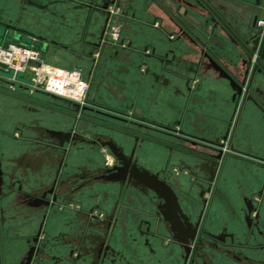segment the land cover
I'll list each match as a JSON object with an SVG mask.
<instances>
[{"label":"crops","instance_id":"crops-1","mask_svg":"<svg viewBox=\"0 0 264 264\" xmlns=\"http://www.w3.org/2000/svg\"><path fill=\"white\" fill-rule=\"evenodd\" d=\"M191 1L179 0L182 6L176 3L175 7L167 0L164 17H154L151 7L146 19L124 11V28L130 30L126 27L130 22L134 27L123 37L127 45L121 50L138 62H128L119 71L124 73V82L137 78L138 85L133 93L134 121L124 110L102 103L115 113L109 115L123 122L120 129L105 128V135L112 137L102 135L94 142L89 140L91 134L85 133L79 138L77 129H69L68 122H63L60 111H46V106L36 101L35 107H30L29 98L20 92L29 90L23 87L30 82L26 75L16 79L0 75V264L27 262L31 237L26 232L31 228L15 223L19 212L39 216L36 233L42 232V242L35 264H184L180 255L183 247L168 235L172 229L163 211L161 218L149 207L158 201L150 189L126 185L121 179H101L107 168L83 181L73 175L82 166H104L114 158L102 144L106 141L134 158L142 169L160 175L178 195L183 192L186 199L200 201L201 209L203 198L209 199L201 241L211 237L227 248L220 251L215 264H264V232L253 233L247 219L253 203L263 219L264 231V72L253 78L255 61L243 64L245 51L211 11L213 21L205 30L202 19L189 15V9L198 10L199 6ZM196 1L204 5L202 0ZM206 1L214 9L220 1V7L232 12L229 20L225 12L216 9L245 40L251 39L255 20L258 26L259 19H264V11L257 15L254 10L263 0ZM46 8V0H0V28L13 29L21 42H26L22 41L24 36L44 40L36 24L45 21ZM8 35L0 38V45ZM92 43L102 48L103 43ZM41 45L46 57L49 45ZM142 56L150 57V63L140 62ZM210 57L239 83L249 69L241 96ZM133 70L135 77L126 74ZM62 133H70L71 138L62 139ZM195 148H213L217 155L211 161L199 156ZM146 150L150 155L149 159L144 156L145 161L142 153ZM163 152H167L165 160ZM168 169H175L181 180L175 183ZM208 181L211 189L205 187ZM31 183L43 188L31 189ZM54 185L55 204L44 202L30 209L26 202L39 200ZM48 198L53 201L54 196ZM182 207L189 218L192 208ZM147 224L152 233L145 236L142 231ZM224 233L228 236L222 242L219 238ZM104 239L109 248L100 260L98 252ZM189 264H199L195 255Z\"/></svg>","mask_w":264,"mask_h":264},{"label":"rangeland","instance_id":"rangeland-1","mask_svg":"<svg viewBox=\"0 0 264 264\" xmlns=\"http://www.w3.org/2000/svg\"><path fill=\"white\" fill-rule=\"evenodd\" d=\"M167 1V0H166ZM165 0H46L47 8H46V18L43 22L42 20L36 25L40 28V30L44 33H38L41 37L45 39L39 40L38 45L42 46V43L48 42L49 50H47V54L45 57V62L49 65L65 67L68 69H79L83 72L85 77H92L91 79V89L90 94L88 95V106L85 107H76L71 102L61 99L59 97H55L49 94H46L40 90H35L30 83H24L23 87L29 89L28 91H20L24 96L28 97L30 100V107H35L36 104H44L46 106V111L53 110V112L60 111L62 113L63 122H68V128L77 129V134L79 138H83L85 133L91 134L89 135V140L93 141L99 138V136L112 137V135H105V128H116L120 129L119 126L123 125V122L116 120L114 116L109 114L113 113L108 111L104 107L102 103H106V105H110L113 107H118L122 111L124 110L127 113V117L131 121L134 116V94L137 92L138 81L136 79L130 78L126 82L121 78L124 73L123 71H119L120 67L130 62L131 64L138 62V58L126 54L121 47H125L127 43L124 42L123 37L128 35L129 32L133 31V25L127 23L126 27L130 28L125 29V22L123 18L124 11L136 13L137 16L146 19L148 17L147 8H153L154 12L151 13L154 17L156 16H165L166 10L163 9L165 5ZM178 1V2H177ZM116 2V3H115ZM173 6L176 7L177 4L181 5L179 0H172ZM171 2V3H172ZM264 2V0H263ZM177 3V4H176ZM191 3L198 4L196 6L198 10L189 9V15L194 18H199L203 20V28L207 30L210 26L212 15L210 14V9L204 7V5L199 4L196 0H192ZM76 5H79L77 7ZM107 5V8L104 6ZM191 5V4H190ZM218 11L221 10L222 13H226V17L230 20L232 17V12L225 11L224 8L220 7V1L216 2ZM170 6V5H169ZM147 9V11L145 10ZM113 10L115 12L116 20H118L120 26L119 37L116 40L114 36H110L105 39L106 42H103L104 33L106 30V25L108 22V17L110 11ZM224 10V11H223ZM255 14H261L264 11V3L259 4ZM151 12V11H150ZM167 13V12H166ZM220 14V13H219ZM90 15V16H89ZM90 18H89V17ZM88 17V18H87ZM213 21V20H212ZM233 22V20L231 21ZM201 28L202 30H204ZM3 29V27H2ZM199 30V29H198ZM204 30V31H205ZM1 31V28H0ZM258 33V31H254ZM205 33V32H204ZM203 33V34H204ZM61 38V39H56ZM20 37L14 36V33L8 35L7 40L10 42H14L15 40H19ZM206 39V38H205ZM58 40V41H57ZM22 41H26V43H30L32 40L29 37H22ZM93 42L103 43L101 49L96 47ZM54 43H67V47L63 45H54ZM69 43V44H68ZM1 44V40H0ZM210 53V49H205ZM197 49H193V52L197 53ZM247 58V55L244 56ZM207 62H210L206 57ZM151 58L147 56H142L140 62L150 63ZM212 63V62H211ZM112 67V68H111ZM109 68L113 70H109ZM128 74L130 77H135L137 72L135 70L129 71ZM0 75L9 76L8 74L0 71ZM136 89V90H135ZM92 98H94L92 100ZM96 98V99H95ZM34 101V103H33ZM100 103H99V102ZM96 102V103H94ZM125 113H123L125 115ZM115 114V113H113ZM120 116V115H119ZM121 117V116H120ZM107 132V131H106ZM51 138L46 136V140L49 141ZM51 141V140H50ZM133 141V140H132ZM81 143V140L80 142ZM183 142L178 141L177 144L182 145ZM33 144V143H29ZM187 145L186 143H183ZM183 145V146H184ZM189 145V144H188ZM34 146V145H33ZM174 146V145H173ZM228 146V145H227ZM32 147V145H31ZM217 149L218 147H214ZM148 149V148H147ZM164 149V148H163ZM199 149L196 153H199V156H204L208 160H213L214 156L217 155L215 149L210 148H195ZM110 151V150H109ZM147 151V150H146ZM196 151V150H195ZM166 153L164 154V160L166 159ZM149 150L146 153H142L143 160L146 161L147 156H149ZM177 154V152H176ZM144 156L146 158H144ZM149 159V158H147ZM163 160V161H164ZM106 161V160H105ZM162 166V165H161ZM107 163L95 166L93 168H86L84 166L80 167V169L73 172V175L76 176L79 180L83 181V179L91 178V175H97L100 171H106ZM102 169V170H101ZM214 170V164L211 165V175ZM168 172L173 174V179L175 183L179 182L181 178L179 175H176L177 171L175 169H168ZM211 177V176H210ZM82 178V179H80ZM36 181V180H35ZM174 183V184H175ZM210 181L206 183V188H210ZM188 185V184H187ZM186 185V186H187ZM190 186V185H188ZM187 186V187H188ZM31 189L40 191L43 188V185H38V183H31ZM15 189V188H14ZM183 193V192H182ZM180 193L181 203L185 208L191 207L193 212L190 213V219L193 223H196L198 217L201 213L200 201L197 199L188 200L185 195ZM157 201V204H159ZM39 200L29 199L26 204L29 205L30 209L34 207H38ZM190 205V206H189ZM155 209V212H159L158 206L149 205ZM42 208V206H41ZM27 211V210H26ZM191 211V209H190ZM186 213V211H185ZM212 218L209 219V222ZM39 221V216H28L19 212V215L15 217V223H25V227H30L28 230L30 237H32L37 230V224ZM221 229L216 231V234L219 235ZM168 235L172 237V233L169 231ZM220 243H217L212 240L211 237H203L202 241L199 244V247L196 248L194 255L196 256L199 264H215L219 259V254L221 250H227L225 247H221ZM180 255L185 258V251L180 250ZM20 261V260H19ZM25 262V261H24ZM190 263V262H189ZM219 263V262H218ZM185 264V262H184Z\"/></svg>","mask_w":264,"mask_h":264},{"label":"water","instance_id":"water-1","mask_svg":"<svg viewBox=\"0 0 264 264\" xmlns=\"http://www.w3.org/2000/svg\"><path fill=\"white\" fill-rule=\"evenodd\" d=\"M204 5L210 9V11L217 17V19L220 21L221 25L228 31L231 38L241 46V48L245 51L247 58L244 59L243 64L245 65H251L253 60L254 68H253V75L252 77L256 75L258 72H264V40L263 42H260V36L263 34V30L259 31V37H257L255 40L250 41L243 39L230 25L228 22H226L221 15L217 12L216 9L206 0H202ZM106 6L105 8H107ZM257 27V20L254 22V26ZM11 35L13 33V29L9 30L7 27L3 26V29L1 28L0 31V38L3 37L5 34ZM14 36L18 37V35ZM9 40H6L3 45L7 46L9 44ZM48 42H45L44 47L47 48ZM211 58V57H210ZM213 66L221 71L226 77H228L233 84L237 87L238 93L241 96L243 94V86L246 84L247 77L249 74V69L245 72L246 76L243 82L239 83L235 78H233L219 63H217L214 59H210ZM10 77H13V73L8 74ZM25 73H18L17 77H25ZM252 78V81H253ZM251 97V95H250ZM87 108V107H85ZM56 134H59L56 132ZM69 137L71 138L70 133H62V139L63 137ZM62 144H64V140H62ZM104 146L109 147L111 152L116 156L117 159L121 160L122 165L115 168L116 172L111 173L108 175H104L103 178L106 179H114L117 178V176L122 175L124 178L128 177L134 178L139 183L143 184L145 187L151 189L156 193V195L164 200L166 211L163 212L165 218L171 225L173 232H174V238L176 241L180 242L181 245L185 248L186 256H185V263L188 261L189 257L191 256L192 250H193V243L197 241L199 237V229H200V221L196 223L194 226L193 223L189 220V218L185 214H179V211L181 213L180 205L177 199L176 192L174 189L163 179L159 177L158 174H153L147 170H144L140 168L136 163L132 162V159L127 158L124 153L115 145L114 143L110 141L102 142ZM224 146V144H222ZM2 170L0 168V185L3 183V177H2ZM53 192V191H52ZM184 221L182 220V218ZM36 252V247H32L30 255L27 259V264H32L34 255Z\"/></svg>","mask_w":264,"mask_h":264},{"label":"built area","instance_id":"built-area-1","mask_svg":"<svg viewBox=\"0 0 264 264\" xmlns=\"http://www.w3.org/2000/svg\"><path fill=\"white\" fill-rule=\"evenodd\" d=\"M115 12L110 11L103 40L108 34L119 37L120 26ZM258 26H264V19H259ZM0 71L13 73L10 79H16L18 73H25L29 85L35 90L67 100L79 107H87L91 89V78L85 77L79 69H68L49 65L45 62L43 49L34 38L30 43L15 40L7 46L0 45Z\"/></svg>","mask_w":264,"mask_h":264},{"label":"flooded vegetation","instance_id":"flooded-vegetation-1","mask_svg":"<svg viewBox=\"0 0 264 264\" xmlns=\"http://www.w3.org/2000/svg\"><path fill=\"white\" fill-rule=\"evenodd\" d=\"M254 28V30L255 31H258V33H252V36H251V39H250V41H253V40H255L257 37H259L260 35H259V31L260 30H263V34L260 36V42H263V40H264V29H262V28H259L258 26L255 28V27H253ZM73 104V103H72ZM74 106H76V107H79L78 105H76V104H73ZM96 140H94V142H95ZM223 144H225V140L223 141ZM224 147H225V145H224ZM125 155V154H124ZM126 156V155H125ZM113 159H111V160H107V171H106V173H103L102 175H100L99 177L102 179L103 178V176L104 175H108V174H111V173H115L116 172V170H115V168L116 167H118V166H121L122 165V162H121V160H119V159H117L116 158V156L113 154ZM127 158H130V159H132V162L133 163H136L137 165H138V163H137V161L134 159V158H131V157H129V156H126ZM139 166V165H138ZM140 167V166H139ZM141 168V167H140ZM159 177L161 178V179H163L160 175H159ZM103 179H106V178H103ZM114 179H121V181L124 183V184H126V185H128V184H132L133 186H137L138 188H141V189H145L146 191H149V188H147V187H145L143 184H141V183H139L137 180H135L134 178H129V176L128 177H126V178H124L122 175H119V176H117V178H114ZM114 179H112V180H114ZM164 180V179H163ZM165 181V180H164ZM170 185V184H169ZM171 186V185H170ZM172 187V186H171ZM173 188V187H172ZM212 187H210V189H211ZM209 189V188H208ZM53 191V192H52ZM150 191L154 194V197L156 196V197H158L157 195H156V193L154 192V191H152L151 189H150ZM149 191V192H150ZM55 185L54 186H52L47 192H45L43 195H42V197H39V202L40 203H48V205L50 206V205H52L55 201H56V197H55ZM205 191L203 192V197H205ZM49 195H53L54 196V199H53V201L52 200H49V198H48V196ZM176 195H177V199H178V202H179V205H180V209H181V213H180V211H179V214L181 215L182 213L183 214H185V210H184V208L182 207L183 206V204L181 203V197H180V195H178V193H176ZM155 197V200H160L159 201V204H156L159 208H158V210H159V215L158 216H160L161 218H163V216H162V211L164 212V211H166V207H165V202H164V200H162L161 198H159L158 197V199ZM50 201V202H49ZM55 204V203H54ZM209 204H210V201H209V199L208 198H203V200H202V210H201V213H200V215H199V217H198V220H197V222L198 221H200V229H199V237H198V239H197V241L196 242H194L192 245H193V250H192V253H191V256L189 257V259H188V261L185 263V264H189V262H191V259H192V257H193V255H194V252H195V250H196V248L197 247H199V244H200V242H201V234H202V229H201V224H202V222L204 221V217H205V214H206V212L208 211V209H209ZM186 215V214H185ZM187 216V215H186ZM181 218H182V216H181ZM248 224H249V226H250V228H251V230L253 231V233H263L264 231H262V229H261V227L263 226V219H262V217L260 216V213H259V211H258V208H257V206H255L253 203H251L250 204V213H249V215H248ZM182 220L184 221V219L182 218ZM189 220L191 221V219H190V217H189ZM148 222V221H147ZM192 222V221H191ZM196 222V223H197ZM149 223V222H148ZM193 223V222H192ZM196 223H193V225L195 226L196 225ZM170 225V224H169ZM147 228L146 229H144L142 232H143V235H149V234H151L152 233V229H151V226L149 225V224H147V226H146ZM170 227H171V225H170ZM171 229H172V227H171ZM172 233H173V236H172V238H174V232H173V229H172ZM226 233H224V234H222L221 235V237L219 238V240L220 241H222V242H224V241H226L227 240V234L225 235ZM41 236H42V232H40V233H36V234H34L31 238H30V243H31V249H32V247H36V252H35V255H34V258H33V261H32V264H35V261H36V257H37V253H38V250L40 249V247H39V245H40V243L42 242L41 241ZM174 241L176 242V240H175V238H174ZM178 242V241H177ZM180 245H181V243L180 242H178ZM182 247H183V245H181ZM108 248H109V246H108V244H107V240L106 239H104L102 242H101V245H100V248H99V252H98V254H99V257H100V260L101 259H103V257L105 256V253H107V251H108ZM31 249H30V252H31ZM183 250L185 251V248L183 247ZM30 252H29V255H30ZM29 255H28V257H29ZM185 256H186V251H185ZM28 259V258H27ZM184 262H185V258H184ZM22 264H27V262H24V263H22Z\"/></svg>","mask_w":264,"mask_h":264}]
</instances>
